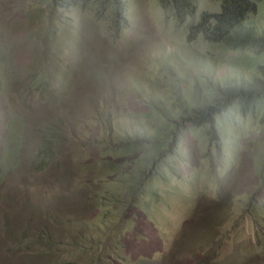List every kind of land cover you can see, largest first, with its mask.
Segmentation results:
<instances>
[{
	"label": "rangeland",
	"instance_id": "1",
	"mask_svg": "<svg viewBox=\"0 0 264 264\" xmlns=\"http://www.w3.org/2000/svg\"><path fill=\"white\" fill-rule=\"evenodd\" d=\"M89 1L0 0V264H46L42 239L76 215L120 249L101 264H264V93L247 99L264 38L240 55L191 37L221 0L184 20L158 0ZM228 85L239 99L213 115Z\"/></svg>",
	"mask_w": 264,
	"mask_h": 264
},
{
	"label": "trees",
	"instance_id": "2",
	"mask_svg": "<svg viewBox=\"0 0 264 264\" xmlns=\"http://www.w3.org/2000/svg\"><path fill=\"white\" fill-rule=\"evenodd\" d=\"M57 3L64 4H74L75 2H87L90 3L89 0H55ZM102 6H111L118 7L119 0H99ZM160 3L167 5L169 7L168 14H172L173 18L184 20L185 14L192 13L193 9L196 7V3L194 0H158ZM257 2L252 0H221V11L219 13H203L201 24L198 26H194V30L191 33V37H196L197 40H200L202 45L207 46H215L222 42H227L229 46L232 47L233 50L239 52L240 54H247L245 52L248 48H258L259 47V39L255 38V35H260L264 38V32L260 30L256 25L249 24L247 21L250 19L249 13L254 10V4ZM120 9V8H119ZM207 56V55H206ZM208 57V56H207ZM234 88L236 87L234 81L229 82ZM254 88H262L259 86L258 82L254 83ZM227 91L231 94H234V89L228 85ZM209 93L210 98L208 99L207 105L211 104L215 99L219 97L214 93ZM251 95V94H250ZM208 96V97H209ZM224 105V104H223ZM205 105H202L200 110H196V114L199 115V112L204 111ZM188 112V111H187ZM189 113V112H188ZM224 113V112H223ZM204 114V113H203ZM208 112H205L204 115H207ZM25 119L28 121V117L23 114ZM192 120L191 113H189L188 120ZM201 120L199 123H201ZM205 125H208V122L205 121ZM11 126L9 127V134L7 136L6 142L13 140V135L10 134ZM15 134V133H14ZM24 144V143H22ZM19 145L17 150L19 149ZM160 143L157 145L159 148ZM9 148V145H6V149ZM144 158L139 159V164L145 162ZM264 210V209H263ZM55 251H49L45 248V255H50ZM59 254L58 252H55ZM51 264V263H46Z\"/></svg>",
	"mask_w": 264,
	"mask_h": 264
},
{
	"label": "clouds",
	"instance_id": "3",
	"mask_svg": "<svg viewBox=\"0 0 264 264\" xmlns=\"http://www.w3.org/2000/svg\"><path fill=\"white\" fill-rule=\"evenodd\" d=\"M199 24H201V22H199ZM258 37H260V35H255V38ZM230 48L232 49L231 46ZM233 51L237 52L235 50ZM252 55H255V53H252ZM263 93L264 92L261 90H256L255 93L251 95L249 94L247 99H252L257 102V105H259L260 99L263 98ZM227 98L228 99H225V101L221 104V110H219V107V112L213 115H219V113L222 114L227 110H224L226 104L234 101L232 104L234 105L238 101L239 96L231 94L227 96ZM211 112L212 110H209L208 114L202 119H206L208 122V118L213 116ZM214 112H216V110H214ZM95 221L96 219L93 217L84 215H76L68 219H56L52 231L42 240H44L45 248L47 250L55 251L59 254H56L55 252L50 255L44 254V259L41 255H38V260H33V262H42V260H44L45 263L51 264L116 263L117 260H120L123 257L121 252H118L120 249L114 246V244L107 238L105 228L100 221H98V227H95ZM66 222L77 224L76 226L71 225L68 227L66 226ZM42 240L39 241L40 246L36 244L33 245L32 249L37 253L41 250ZM110 249H113L117 252V254L108 255Z\"/></svg>",
	"mask_w": 264,
	"mask_h": 264
},
{
	"label": "flooded vegetation",
	"instance_id": "4",
	"mask_svg": "<svg viewBox=\"0 0 264 264\" xmlns=\"http://www.w3.org/2000/svg\"><path fill=\"white\" fill-rule=\"evenodd\" d=\"M186 123H187V122H185V124H186ZM187 124H189V123H187ZM257 193L260 194L261 192H257ZM258 194H257V195H258Z\"/></svg>",
	"mask_w": 264,
	"mask_h": 264
}]
</instances>
